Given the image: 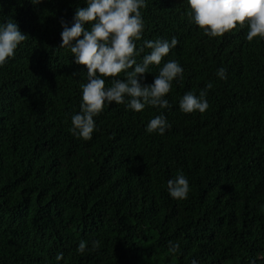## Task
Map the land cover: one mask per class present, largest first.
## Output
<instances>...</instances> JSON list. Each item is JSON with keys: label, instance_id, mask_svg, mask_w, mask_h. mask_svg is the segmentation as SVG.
<instances>
[{"label": "trees", "instance_id": "obj_1", "mask_svg": "<svg viewBox=\"0 0 264 264\" xmlns=\"http://www.w3.org/2000/svg\"><path fill=\"white\" fill-rule=\"evenodd\" d=\"M146 4L137 48L178 40L162 62L184 70L171 108L112 103L85 141L69 129L87 69L60 46L61 21L71 27L86 0H0V23L12 18L28 36L0 67V264H264V39L248 42L246 28L207 37L186 0ZM209 82V108L183 113V95ZM160 114L171 127L149 134ZM179 173L190 185L182 200L167 188ZM81 240L100 248L79 254Z\"/></svg>", "mask_w": 264, "mask_h": 264}, {"label": "clouds", "instance_id": "obj_2", "mask_svg": "<svg viewBox=\"0 0 264 264\" xmlns=\"http://www.w3.org/2000/svg\"><path fill=\"white\" fill-rule=\"evenodd\" d=\"M38 5L43 0H30ZM187 16L205 36L221 38L233 31L247 29L246 40L253 42L264 39V0H186ZM86 7L76 10L71 27L61 21V49H69L75 63L87 69V82L81 84L82 100L80 111L71 116L69 131L78 139L91 140L96 130L95 117L102 114L105 107L112 103L126 105L130 110L142 112L146 107L169 109L166 99L174 81H182L184 70L176 60L169 56L178 40H144L140 48L137 42L143 39L145 22L141 9L146 8V0H86ZM85 25H90L85 28ZM28 39L19 25L8 18L0 23V67L14 58L17 48ZM150 52L137 62L144 49ZM152 84H143L141 79L149 73L150 66H161ZM227 70L218 69L217 76L226 79ZM123 76V79L121 77ZM111 80V84L108 81ZM213 88L207 83L199 94L189 91L179 101V108L185 114L204 113L209 108L208 90ZM171 126L166 116L157 115L150 119L146 131L149 134L164 135ZM169 195L173 199H186L190 192L189 181L183 173L167 183ZM169 252L180 250L178 242L169 241ZM100 241L81 240L77 252L96 251ZM57 253L56 260H63ZM195 264V261H193ZM255 264V261L252 262Z\"/></svg>", "mask_w": 264, "mask_h": 264}]
</instances>
